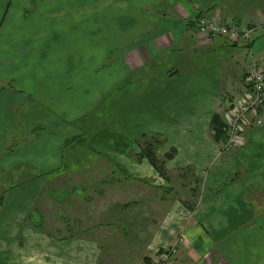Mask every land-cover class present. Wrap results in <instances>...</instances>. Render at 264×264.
Masks as SVG:
<instances>
[{"label": "crops", "instance_id": "0c3cea01", "mask_svg": "<svg viewBox=\"0 0 264 264\" xmlns=\"http://www.w3.org/2000/svg\"><path fill=\"white\" fill-rule=\"evenodd\" d=\"M41 1L28 7L0 0V27L4 10L12 9L6 31L16 48L30 44L28 55L0 49V57L9 56L6 75L14 86L0 88V175L25 170L21 185L0 195V264H154L157 252L172 246L179 250L176 264H264V106L252 114L237 150L224 152L210 130L213 116L224 120L245 93L251 60L264 63V0H138L120 25L108 17L103 38L98 23L86 30L91 51L81 22L72 26L60 14L67 1L58 3V28L43 18L51 4ZM200 18L258 29L250 42L207 40L196 30ZM115 93L108 122L117 132L94 135L86 147L112 165L106 174L113 190L124 195L136 188L137 199L111 201L102 221L91 214L96 219L90 215L85 230L70 238L44 236L29 225L20 246L19 229L41 196L35 183L70 172L62 147L85 134L78 123ZM154 136L163 142L158 158L174 152L165 162L167 180L148 160L136 161L138 143ZM173 176L178 181L170 185ZM180 190L188 193L184 199ZM133 207L143 234L133 230Z\"/></svg>", "mask_w": 264, "mask_h": 264}, {"label": "rangeland", "instance_id": "374dc122", "mask_svg": "<svg viewBox=\"0 0 264 264\" xmlns=\"http://www.w3.org/2000/svg\"><path fill=\"white\" fill-rule=\"evenodd\" d=\"M12 1L13 0H8L9 3H11ZM33 1H35L36 4L37 1H39L40 3L39 5L43 4L42 3L43 1L41 0H14L13 5L19 6V4L25 3V6L30 7L34 4L32 3ZM60 1L63 0H48L47 2L49 3L47 4V6L51 4V7L45 8L44 6L45 10L43 9V12L41 13L44 16L43 18L45 17L47 18L48 16H50V25H52L54 28L55 27L58 28L59 25V20H58L59 12L58 10L56 11V9ZM66 1L68 3V8L64 13L63 11L60 13L61 16L66 15L65 17L67 18V22L70 23V25L72 26L76 23L81 22L80 24L82 25L81 33H83V35L86 36L83 37L88 43L89 42L88 40H90V38L87 35L88 34L86 32L87 29L89 30L93 29V31H95L96 25L94 23H98V28H99L98 32L101 38H103V36L101 35L103 33L102 27L108 25L109 23H112V21H109L110 19H108V17L112 16L111 18H115L116 21L115 25L116 26H118V24L120 25V23L123 22L122 17L128 14L126 12H128L132 8L133 4L137 5L136 2L138 0H66ZM8 11L10 13L7 15ZM4 12L5 13L3 14L4 17L3 25L2 27H0V49L1 50L3 49L9 53L17 52L15 54H18L20 56L30 54V44H27L26 47H23V49L15 47L16 43L13 40V36H12L13 33L6 31L9 23L14 22V18L12 14L13 11L12 9L10 10L5 9ZM45 13L47 14V16L45 15ZM23 21L28 23L30 22V11L26 15H24ZM54 31L56 30L54 29ZM52 38L53 37L51 33L49 39L52 40ZM51 43H57V42L52 40ZM86 49L91 51L89 43ZM105 49H106L105 46H100L98 48V50L101 52L102 55L106 54ZM224 50L221 49L216 51L218 54L222 55ZM10 67L12 66L9 61V56L0 57V74L3 76L2 77L3 79H0V88L9 89L11 87L13 89L14 87L12 85L13 80L10 79L9 75H6V71ZM116 95L117 93L103 98L98 104L99 106L95 110L93 109L92 114L87 118H85L86 120L89 121L78 123V125H81L85 133L82 135V137L80 136L82 140L84 138L83 141L87 143V141L90 138H92L94 135L103 134L104 136L105 134L117 132V130L114 129L116 127H113V122H108L109 108L112 103V100L116 97ZM94 117L96 119H94ZM76 142L78 143H71V145L74 148L72 151L70 150L68 151V145L67 146L65 145L64 148L62 147L60 152V154L63 156L66 162L67 167L70 169L69 170L70 172H68L67 175L66 174L63 176L57 175L52 177L51 173H47L45 171L46 173L45 172L42 173L45 174L46 177L51 176V178L48 181H41V182L39 181L35 183L33 190L36 191V195L39 193L41 194V196L36 203V207H34L30 211V221L28 223L27 221L24 222L22 227H20L19 229L20 237L18 239V242L20 246H23L24 243L22 239V232H24L25 228L29 225H30V230H37L38 232L42 233L44 236H54L57 239H63L65 237L70 238L80 233L81 230L82 231L85 230V226L88 223L85 220L87 218H90L91 214L95 216L96 215L95 213L97 212L99 217L101 218L100 220L102 221V218L107 215L106 211H108L107 210L108 205L111 201L117 203L118 201H122L124 199L126 200L137 199V195H135L136 188H132L128 193L125 192L124 195L122 192H115V190L113 189L116 188V186L113 185V182H111L112 175L106 174L109 171V167L110 168L112 167V165L109 164L106 157L92 152L89 146L86 147L87 145L85 146L80 145L79 140ZM16 172H19V174ZM22 173H25V170L21 168L16 169V171L13 172L12 174L11 172L8 173L7 175L5 173H2L0 175L1 176L0 195L4 194L3 189L13 188V187H17L18 185H21L23 181L22 179L23 176H21ZM43 174H40L39 178H46ZM35 175H38V173ZM31 177L35 178L36 176L30 174V178ZM115 178L116 179L114 181H116L117 179L123 180L124 176H116ZM170 178H171L170 180L171 182L169 183L170 185L178 181L175 179V176ZM106 179L110 181L107 182L109 184L101 186L100 184L102 183L106 184ZM96 180L99 183L98 185L96 184L95 186L94 182H96ZM49 183H51L52 185L46 186ZM43 184H45L44 188L47 189L46 191L43 190L41 192L40 189L42 188L41 186ZM92 189L99 190L101 191L102 194L97 195L96 191ZM149 193L150 195L151 194L153 195V190L148 189V194ZM178 194L179 197H182L184 199L188 193L186 190H180ZM131 203L134 204V201H132ZM138 211H139L138 207H133L132 212H130L128 216L131 218L134 217L133 230H135V232L137 233L143 234L144 226L143 223L139 222L137 219L139 215ZM94 216L93 218L96 219ZM147 224L148 223L144 225ZM117 241L121 242V239H117ZM34 259L30 261L31 262L38 261ZM37 259L40 260L42 259V257H37Z\"/></svg>", "mask_w": 264, "mask_h": 264}, {"label": "built area", "instance_id": "2783aa9c", "mask_svg": "<svg viewBox=\"0 0 264 264\" xmlns=\"http://www.w3.org/2000/svg\"><path fill=\"white\" fill-rule=\"evenodd\" d=\"M264 28V22L261 25ZM258 29V28H257ZM255 28L234 23L221 24L206 18L198 19L196 30L205 39L222 38L230 43L250 42ZM264 106V63L253 59L248 65L245 79V93L239 97L224 115L227 141L224 151L232 152L244 144L245 131L252 126V114H257ZM178 249L175 246L157 252L154 264H176Z\"/></svg>", "mask_w": 264, "mask_h": 264}, {"label": "trees", "instance_id": "16d2710c", "mask_svg": "<svg viewBox=\"0 0 264 264\" xmlns=\"http://www.w3.org/2000/svg\"><path fill=\"white\" fill-rule=\"evenodd\" d=\"M226 126L219 114H215L211 120L210 130H211V136L215 143L223 145L227 141L226 136ZM82 137V136H81ZM77 138L73 139L71 141L66 142V146L70 145L71 143H78L76 141L79 140V144L85 146L86 142L82 139ZM139 147L141 149L140 155L137 156V161H142L143 159L148 160V162L151 164V166L158 172V174L167 180L166 175V169H165V162L166 160H169L173 157L174 152H171L170 154H167L164 159H160L157 156V148L163 144V142L160 140V137H144L143 143H138Z\"/></svg>", "mask_w": 264, "mask_h": 264}]
</instances>
